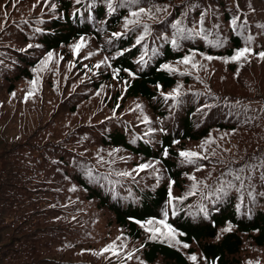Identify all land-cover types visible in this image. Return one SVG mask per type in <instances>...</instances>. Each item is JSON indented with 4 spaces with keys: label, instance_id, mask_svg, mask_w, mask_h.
<instances>
[{
    "label": "rangeland",
    "instance_id": "374dc122",
    "mask_svg": "<svg viewBox=\"0 0 264 264\" xmlns=\"http://www.w3.org/2000/svg\"><path fill=\"white\" fill-rule=\"evenodd\" d=\"M9 1L13 5L10 10L13 15L10 25L18 33L15 41L18 40L17 44L22 49L26 48L28 61L30 51L33 55L31 60H40L42 56L46 60L44 65L32 66L33 78L19 82L10 96L5 91V77L6 83L0 89V99H5L11 115L8 120L4 118L5 110L0 106V124H8L11 135H16L19 131L26 134L36 132L39 119L46 131H50L55 127H49V121L61 119L57 135L60 138L64 136L63 118H73L75 129L72 138L73 141L81 142L87 136L90 122L113 117L121 120L127 127L136 129L138 135L129 132L135 141L140 138L160 146V133L171 127L187 94H193L191 97L194 102L199 98L215 102L221 100L231 105L239 124L233 133L214 127L199 143L176 141L179 154H197L193 157L180 155L177 159L180 165L188 167V171L183 174L185 182L182 190L173 185L158 159L135 155L123 149L104 151L100 159L116 164V173L125 187L124 194L131 201L136 199L135 184L152 189L163 183L168 185L169 197L162 206L161 219H152L154 222L164 220L168 224L167 218L180 210L195 218L206 216L214 200L221 196L223 187L239 197L238 204L240 201L249 202L251 195L245 184L249 180L250 170H264V159L247 162L245 158H241L235 164L224 165L221 171L215 169L209 172H202L195 162L203 153L212 152L210 149L213 147L240 144V150L244 151L253 148L254 144H261L264 139V89L243 88L246 83L249 85L256 82V75H264V57L259 55L264 52V0H100L106 5L122 6L125 18L114 33L134 31V41L139 47V52L134 57L138 67L144 61L153 59L166 43L175 50L192 48L193 43L213 52L224 51L232 45L231 35L236 34L242 38V47L238 51L244 48L250 50L244 57L234 60L232 57L238 51L232 57H226L192 49L183 59L163 64L178 79L171 89H161V86L156 89L164 103L163 108L168 111L166 115L159 114L145 98H125V95L128 96L125 94L126 81L119 79L110 66L111 57L121 50L111 49L110 46L104 48L112 39L110 32L104 33L101 38L85 35L66 47L43 55L44 49L37 38L38 33L31 31L27 24L60 14L64 3L61 0ZM141 8L144 9L143 12H140ZM0 10L4 11L2 7ZM133 12L137 15H132ZM9 18V14L4 15L5 20ZM162 21L165 24H161ZM42 22L40 20L39 23ZM77 45H80L79 49ZM186 57L189 58L188 63L183 62ZM16 61L13 58L11 62ZM16 68L17 65L12 68L13 73L7 71V75L14 76ZM107 73L112 75L111 79L107 78ZM42 106H48L50 112L57 110L59 113L41 116ZM21 111H24L23 117ZM49 157L54 158L52 153ZM145 164L151 167L141 170V166ZM53 172L55 193H64L68 199L66 210L77 218L76 232L68 244L75 246L77 251H87V254L98 259V263L118 260L123 264H163L161 257L150 263L143 258L144 243L151 239L167 241L183 250L189 247H185L186 244L179 240V232L172 226L174 238L155 232L156 228L161 232H168L159 223L140 224L143 237L132 239L125 228L115 223L112 212L99 207L96 200L86 199L85 191L78 184L55 170ZM217 177L222 180L215 184L213 193L203 200L195 198L194 194L203 181L211 183ZM260 195H255L253 208L260 205L264 209V204L259 203ZM190 196L193 198L187 202ZM229 228L230 226L221 228L219 237ZM242 236V264H264V248L256 246L246 235ZM47 237L49 240L53 239V232H48ZM193 256L196 257L195 260L192 259ZM190 258L195 264H208L199 252L192 254Z\"/></svg>",
    "mask_w": 264,
    "mask_h": 264
},
{
    "label": "trees",
    "instance_id": "16d2710c",
    "mask_svg": "<svg viewBox=\"0 0 264 264\" xmlns=\"http://www.w3.org/2000/svg\"><path fill=\"white\" fill-rule=\"evenodd\" d=\"M61 1L64 4L60 14L27 24L31 31L38 33L43 55L66 47L85 35L101 38L104 33L110 32L112 39L104 48L110 46L111 49L121 50L111 57L110 66L119 79L126 81L125 94L128 96L125 95V98H145L161 115H166L168 111L163 108L164 103L156 89H159L158 86L171 89L178 82L163 64L183 59L192 49L232 57L242 47V38L236 34L231 35L232 45L224 51L213 52L193 43L192 48L175 50L166 43L153 59L144 61L138 67L134 60L139 52L134 31L114 33L125 18L122 6L106 5L100 0ZM12 6L9 0H0V8L4 10H0V89L7 82L5 91L9 96L19 82L33 78L32 66L44 65L46 61L45 56L37 61L31 60L32 51L28 61L26 48L22 49L17 44L18 40L15 41L18 33L10 25ZM7 14L9 20L4 19ZM40 20L43 22L39 23ZM13 58L17 61L11 62ZM15 65L14 76L7 75V71L13 73ZM107 78L111 79L112 75L107 73ZM254 80L256 82L246 83L243 88L264 89V75L258 74ZM192 95H186L171 127L160 133V146L145 139L135 141L129 132L138 135L136 129L113 117L90 122L87 136L81 142L73 141V118L62 117L64 136L60 138L57 135L61 119L49 121V127H55L50 131H46L39 119L37 131L31 134L19 131L11 135L8 124H0V264H123L118 260L98 263V259L87 251H77L75 246L68 244L76 232L77 218L66 210L68 199L64 193H55L53 170L78 184L85 191L86 199L96 200L99 207L112 212L115 223L125 228L129 237L141 239L143 231L140 224L161 219L169 187L166 183L155 189L135 184L136 199L131 201L124 194L125 187L116 173V164L101 161L100 157L104 151L123 149L135 155L158 159L173 185L182 190L185 182L183 174L188 167L180 165L177 160L180 156L177 142L199 143L214 127L233 133L239 124L231 105L221 100L204 101V98L194 102ZM0 106L5 110L4 118L8 120L11 112L5 99H0ZM41 111V116L58 112H50L48 106H42ZM23 113L20 112L22 117ZM261 141V144H254L253 148L244 151L240 150V144L213 147L210 149L212 152L198 157L195 165L202 172H209L215 169L221 171L224 165L235 164L241 158L247 162L261 161L264 159V139ZM50 153L55 159L49 157ZM221 180L217 177L211 183L203 181L194 194L195 198L203 200L214 192L215 184ZM245 188L251 195L247 203L240 201L238 204L239 197L223 187L221 196L214 200L206 216L200 215L195 219L182 210L169 216L168 224L179 232V240L189 247L183 250L164 240H148L142 251L145 262H155L161 257L163 264H195L190 256L199 252L208 264H242V235L264 248V209L260 205L256 208L252 206L256 194H261L258 196L259 203L264 204V170H250ZM192 198L188 197L187 202ZM227 226L230 228L219 237L220 229ZM48 232H53V239L49 240Z\"/></svg>",
    "mask_w": 264,
    "mask_h": 264
},
{
    "label": "snow or ice",
    "instance_id": "6c2138e0",
    "mask_svg": "<svg viewBox=\"0 0 264 264\" xmlns=\"http://www.w3.org/2000/svg\"><path fill=\"white\" fill-rule=\"evenodd\" d=\"M143 11H144V9L141 8V9H140V12H143ZM132 15L135 16V15H137V13H136V12H133ZM79 47H80V45H77V49H79ZM249 51H250V50H249L248 48H244L243 50L238 51V52L236 53V55H235L234 57H232V59H234V60H238V59H240L241 57H244L247 53H249ZM259 55H260L261 57H264V52L259 53ZM49 58H51V54H49ZM207 59H212V57H207ZM183 62H184V63H188V62H189V58L186 57V58L184 59ZM33 83H35V81H34ZM180 155H182V156H184V157H193V156H196L197 154H196V153H192V152H182ZM147 167H151V165H149V164L142 165V166H141V170H142L143 168H147ZM122 175H128V173H122ZM237 179H239V177H237ZM166 215H167V213H165V216H166ZM137 222H138V221H137ZM138 223H139V222H138ZM153 223H159V224H162V225L164 226V228H166V229L168 230L167 233H164V232H161L159 228H156V229L154 230L155 232H159L161 235H171V236L174 238V236H175V231H174V229H172L171 225L166 224L164 220H160V221H158V222H154V221H152V220L147 221V224H149V225H151V224H153ZM149 230L152 231V229H149ZM185 247H187V245H185ZM192 259L195 260L196 257L193 256Z\"/></svg>",
    "mask_w": 264,
    "mask_h": 264
}]
</instances>
